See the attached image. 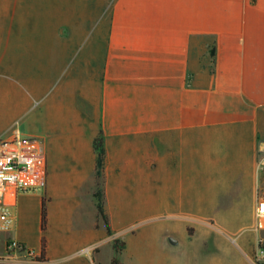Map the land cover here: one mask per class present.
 Segmentation results:
<instances>
[{
    "label": "crops",
    "instance_id": "obj_1",
    "mask_svg": "<svg viewBox=\"0 0 264 264\" xmlns=\"http://www.w3.org/2000/svg\"><path fill=\"white\" fill-rule=\"evenodd\" d=\"M108 2L110 14L107 0L99 2L97 12L80 15L69 37L49 39L44 49L31 41L27 48L17 46L9 39L11 27L0 25V140L37 139L46 159V185L37 197V212L27 207L28 197L22 208L17 201L12 228L0 232V253L16 240L40 257L38 264H110L112 255L103 259L101 249L127 239L133 218L126 214L117 229L118 202L111 200L108 189L103 191L104 172L98 188L110 234L97 212L92 142L100 130L104 171L109 157L103 102L128 101L142 93L150 102L165 103L158 116L176 118L172 128H163L165 164L197 165L199 100L212 108L215 123L236 111L252 127V164L264 159V0ZM87 107L93 109L89 117L98 119L89 128L80 121ZM171 147L177 162L166 152ZM255 175L258 180L261 173ZM187 178L191 181L192 174ZM166 209L197 213L190 204L164 207L159 213ZM187 226L194 228L193 236ZM196 230L197 218L195 223L179 218L158 229L159 254L142 264H155L157 258V264H196Z\"/></svg>",
    "mask_w": 264,
    "mask_h": 264
},
{
    "label": "rangeland",
    "instance_id": "obj_2",
    "mask_svg": "<svg viewBox=\"0 0 264 264\" xmlns=\"http://www.w3.org/2000/svg\"><path fill=\"white\" fill-rule=\"evenodd\" d=\"M99 2L103 0H0V25L11 27L13 36L9 39H14L17 46L27 48L24 45L31 41L44 49L49 39L69 37L80 15L97 12ZM111 7L107 0V14ZM161 105L164 110L165 103L150 102L142 93H135L128 101L102 103L109 151L103 191L108 189L111 200L118 202L114 215L117 229L126 214L133 218L127 239L119 240L124 243L118 256L121 264H142L149 256H157L158 229L179 218L191 223L197 218L196 264H264V230L255 228L254 206L255 198L264 195V172L260 163L252 164V127L244 124L236 111L224 117L223 123H215L218 119L211 117L212 108L199 100L197 165L165 164L163 137L167 131L163 128H172L176 118L158 116ZM92 111L87 107V116L80 119L87 128L98 120L89 117ZM171 148L166 152L171 162H177ZM257 172L261 173L258 180ZM40 195L41 190L20 195L17 207L22 208L23 198L28 197L27 207L37 212ZM181 204L196 207L197 213L182 215L168 209L159 213L164 207ZM187 231L193 236V227L187 226ZM100 253L103 259L114 256L112 246L103 247ZM39 258L33 251L14 254L6 249L0 253V264H38Z\"/></svg>",
    "mask_w": 264,
    "mask_h": 264
},
{
    "label": "built area",
    "instance_id": "obj_3",
    "mask_svg": "<svg viewBox=\"0 0 264 264\" xmlns=\"http://www.w3.org/2000/svg\"><path fill=\"white\" fill-rule=\"evenodd\" d=\"M260 167L264 172V159ZM45 185L46 159L41 142L18 136L9 141L0 140V232L12 228L11 210L17 205L18 197L42 191ZM255 228L264 230V195L256 198ZM6 249L14 254L26 252L16 240H11Z\"/></svg>",
    "mask_w": 264,
    "mask_h": 264
},
{
    "label": "trees",
    "instance_id": "obj_4",
    "mask_svg": "<svg viewBox=\"0 0 264 264\" xmlns=\"http://www.w3.org/2000/svg\"><path fill=\"white\" fill-rule=\"evenodd\" d=\"M92 145L96 153V165H95V179H96V184H97V191L95 193L96 208H97L98 214L103 220L107 233L110 234L109 221H108L107 215L105 214L104 208H103L101 190L98 188V186H100V184L102 183L101 179L103 177L104 163H105V156H106L104 133L102 130H100L98 135L94 138ZM41 221H42V230H44L45 221H46V208H45L44 202L42 203V208H41ZM123 246H124L123 242L117 239L113 240L112 248L114 251V256L112 257L110 264H121L118 256L120 255L122 251L121 248Z\"/></svg>",
    "mask_w": 264,
    "mask_h": 264
}]
</instances>
